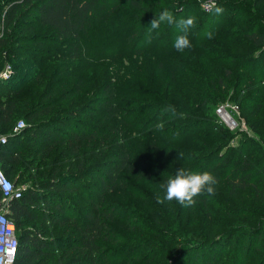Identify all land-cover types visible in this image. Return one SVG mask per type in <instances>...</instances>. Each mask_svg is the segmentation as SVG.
<instances>
[{"label": "trees", "instance_id": "trees-1", "mask_svg": "<svg viewBox=\"0 0 264 264\" xmlns=\"http://www.w3.org/2000/svg\"><path fill=\"white\" fill-rule=\"evenodd\" d=\"M206 1L209 0H0V67L11 63V71L0 74V135H5V143L0 146V169L15 187L24 186V178L28 177L23 167L34 170V176L30 175L31 183L18 198L8 202L6 215L14 224L17 239L14 264H107L112 251H123L124 264H264V224L244 230L238 228L239 225L230 221L236 215L220 208L223 216L219 217V212L209 208L214 206L213 196L206 193L196 197L193 206L186 207L187 213L180 211L175 200L167 201L164 220L152 214L142 198L133 199L128 188H125L128 194L125 201L135 204V211H127L123 219L118 211L120 207L106 199L126 185L118 180L119 175L129 183V180L149 181L165 192L163 185L169 177H174L173 171L180 168L178 165L167 168L171 160L182 164L192 161V166L197 168L195 171L211 172L217 183L225 182L230 195L247 187L255 192L260 190L255 183L263 179L259 174L264 172V153L260 152L254 161L246 160L244 152L237 150L228 173L214 174L217 168L228 164L226 154L211 156L217 146L213 144L217 140L211 131L226 126L217 116L223 126L205 124L195 129L205 140L213 137L210 146L188 141L190 134L187 133L193 121L173 124L180 134L171 136V140L187 151L196 152L195 155L186 151L178 154L179 150L163 152L156 145L167 138L166 130L170 127L166 123L159 129L157 125L175 117L164 109L172 106L176 113H198L213 99L204 90L222 96L221 89L229 84L236 87V96L244 93L255 100L254 111L259 112L262 119L252 128L264 131V24L256 22L254 13L241 9L242 3L212 0L213 6L203 10L201 4ZM247 3L255 5L257 12L264 10V0ZM114 5L123 16L119 25L123 29L126 23L127 35L118 34L120 38L111 42L106 36L109 33L104 34V31ZM195 7L201 15L188 35L191 48L183 52L174 48L176 38L183 34L176 24L165 23L162 28L152 30L149 37L150 21L158 18L162 11H170L179 21L187 19ZM217 9L222 11L217 12ZM229 10L234 11L229 25H240L247 19L250 22L241 25L242 28L222 29ZM240 11L242 16L236 17L235 13ZM207 33L212 34L211 39ZM149 38L155 39L151 46L146 43ZM102 46L106 52L111 49L113 53L117 48L115 53L126 60L123 53L128 50L151 51L158 56L155 66L159 74L162 65L167 64L163 78L156 85L147 82L148 87L134 91L137 96L151 97L152 104L150 100L134 101L120 110L118 85L112 75L100 83L88 81L84 86L90 73L86 69L96 65L90 62V56L100 53ZM18 57H25L37 69L34 82L43 81L37 98L31 91H21L16 75ZM65 59H76L67 71L63 68ZM52 60L54 66L43 78V69L52 64ZM221 61L229 64L214 68ZM73 69L85 71L78 74L70 87L58 90ZM61 72V77L53 78ZM107 73L108 69L103 71L104 76ZM182 73L196 75L200 80L190 82ZM187 83L194 88L172 90L173 84L179 87ZM3 93L8 96L2 97ZM69 98L66 104L56 106ZM77 99L79 102L75 103ZM230 99L232 103H239L234 97ZM147 111L151 113L143 115ZM19 113L22 118L15 121ZM91 116L95 120L84 119ZM18 120L23 121V126L12 131ZM134 124L137 134L146 135L144 151L138 155L132 151L130 143L135 142L139 147L143 138L133 141L126 132ZM24 153H29L33 159L22 160L20 155ZM182 168L185 169V165ZM257 175L260 179L251 182ZM193 208L200 211L199 231H188L185 226ZM133 215L142 218L141 225H134V219H128ZM34 220L49 228L32 226L30 222ZM152 224L169 230L171 235L161 234L162 230ZM62 227V233H54L56 228ZM234 237H239L240 242L228 251L229 241ZM126 238L127 244L115 248L107 245ZM140 239H148L146 247H143L146 241ZM161 242L169 249H164Z\"/></svg>", "mask_w": 264, "mask_h": 264}, {"label": "rangeland", "instance_id": "rangeland-1", "mask_svg": "<svg viewBox=\"0 0 264 264\" xmlns=\"http://www.w3.org/2000/svg\"><path fill=\"white\" fill-rule=\"evenodd\" d=\"M210 1V0H209ZM248 1L250 0H234V4H241L242 3V8L246 12H252L254 13V18L256 22L259 24H264V10H258L256 11V6H250L248 5ZM211 2L214 3V1L211 0ZM179 5V4H176ZM213 6V4H212ZM198 8V6H197ZM195 7V10L189 13V17H194L195 18V24L193 27H191L188 31V35L192 33L193 28L196 25V21L198 20L199 15H201V11ZM2 16V15H0ZM228 19L226 20V23L221 25L222 29H227V28H232V27H241L246 26L250 22L249 19L247 21H242L240 25H229L228 21L231 20L234 17V11H228ZM236 17L242 16V12L235 13ZM122 14L120 15V12L118 11V7L114 5L113 11L111 14V18L109 20V25L108 28L104 31V34H107L106 36H109L111 39V42L114 40H118L120 37L118 34H125L127 35L125 31L126 23L123 25V29L120 28V20L122 18ZM165 23L161 24V28L164 26ZM2 28V20L0 18V29ZM242 28V27H241ZM1 33V31H0ZM137 35V34H136ZM140 36V35H139ZM141 39V37H140ZM155 39H147L146 43H148V46L153 45ZM156 45V44H155ZM154 45V46H155ZM44 46H50V45H44ZM127 46V45H126ZM125 46V47H126ZM124 47V48H125ZM104 46H102V49H100V53H96L94 55L90 56V62L96 63L94 67H91L90 69H86L87 71H90V73H87L88 80L84 82V86L88 84V81L90 83L97 82L99 81L102 82L101 80H106L105 78H108V76L112 75V80L118 85L117 89V96L119 97V103L117 106L119 107L120 110H125L129 105H132L133 102H138V101H144V100H150V104H152L153 100L151 97H146V96H137L135 95L134 91L135 90H140V88L143 87H148V84H154L156 85L159 80H161L164 76L165 72V67L167 64L162 65V69H160V74L158 71H156V66L155 62L158 58V56L147 50H140L138 49L136 52H132L128 50V53H123L125 57L127 58L124 59V56L121 58L118 53H115L118 49L114 48V53L109 49L107 52L104 50ZM128 48V46H127ZM86 54L89 56L90 52L86 50ZM122 54V53H120ZM110 57L108 58V56ZM112 55V56H111ZM53 58V57H51ZM65 66L63 65V68L67 71V68L69 67V64L73 63L75 64L76 59H65ZM57 61V60H55ZM6 62V61H5ZM4 62V63H5ZM53 60L52 64H50L48 67H45L43 69L44 75L43 78L46 77L47 73L52 69V66H54ZM3 64V63H2ZM68 64V65H67ZM78 64V63H77ZM219 64H229L228 61H221L220 63H217V65L214 67L216 68ZM10 66V67H9ZM213 68V69H214ZM16 75H18L20 88L21 91L25 92H32V95L34 98H37L38 94L41 92L43 89V81L40 83L34 82L35 77H34V71L37 70L35 66L31 63V61H28L25 57H18L16 58ZM108 69L107 75H103V71ZM212 69V70H213ZM92 70V71H91ZM11 71V63L6 62V64L2 67H0V74L4 75L5 72ZM85 71V70H83ZM82 70H76L73 69V71H70L69 76L67 77V80L64 82V84L58 88V90H62L65 87H70L72 85V82L80 72H83ZM235 74H240L239 72H236ZM63 75V72L59 73L58 75H55L53 78H58ZM183 76H185L190 82H196L200 80V77H197L196 75H189L182 73ZM2 77V76H1ZM3 76L2 78H4ZM213 77V75H212ZM251 78H255L252 77ZM258 78V77H256ZM98 79V80H97ZM253 84V82H252ZM173 91L175 92L176 90H182V91H188L187 89L194 88L192 84H180L178 87V84H173ZM249 86V82L244 85V88L247 89ZM254 86V85H253ZM253 86L250 88L252 90ZM151 87V86H150ZM84 88V87H83ZM150 92V90H148ZM206 92L207 96H212V100L206 102L202 109L198 111V113H192V114H184L183 118H180L179 115H175L173 118L166 119L165 121L162 122V124H169L170 127L166 130L167 132V138H162V142L160 144H156L158 146V149L165 152V151H177L178 154L183 153V151L190 152L191 154L195 155L197 154L196 152L192 150H188L183 147L182 145L175 144L176 142H173L171 140V136H178L180 134L179 128H173V124H180L184 121H193V127L192 131H188L190 134L188 136V141H197L198 143H202L205 146H210L211 141L213 140V137L211 140H205V138L199 137L198 136V130H195L197 127H200L202 125L208 124H215V125H222L218 122L216 119L215 115V107L216 105L223 99L227 98L228 102L231 104H234L236 106L235 111L232 110L230 115L234 117L235 121L232 125L230 126H225L222 127V130H213L211 131V134H214L213 136L216 138L217 142H213V144H217L216 148H214L211 152V156H215L217 154L220 155H225L226 154V162L228 164L220 166V168H217V171L214 174H219L222 175L224 173H228V169L230 168L231 163L234 162V155L236 152L243 151V155L245 156L246 160H256L259 158V153H264V131L253 129L252 126H254L255 122L258 119H262V116L260 115L259 112L254 111V105L252 104L255 100H252L250 95L244 96V93L241 94V97L236 96V87L235 89L232 88V85H228L226 88L221 89V92L223 93L222 96H220L218 93L213 94L212 92H209L208 90H204ZM198 95V94H196ZM2 97L8 96V93L6 94H1ZM215 96V97H214ZM229 97V98H228ZM231 97H234L238 104L236 102L232 103ZM71 98L64 102L58 103L56 106H61L63 104H66L69 102ZM81 100V99H80ZM225 100L221 101L224 102ZM79 100L77 99L75 103H78ZM151 106V105H150ZM55 109V108H54ZM177 112V111H176ZM151 111H147L143 115L150 114ZM254 113V115H253ZM258 113V114H257ZM19 118H22V113H19L17 117H15V121ZM91 117H85L84 119H91ZM94 119V118H92ZM13 120V123L15 122ZM95 120V119H94ZM130 126V125H129ZM223 126V125H222ZM135 124L134 127L126 129V132L130 134V137L134 138L133 141H138V138L141 137L143 138L142 143H140L141 148L137 147L135 145V142L130 143V147L132 151L138 155L139 153L144 151V135L137 134L135 132ZM195 130V131H194ZM194 131V132H193ZM262 131V132H261ZM193 132V133H192ZM222 138V140H220ZM238 150V151H237ZM20 158L22 160L25 159H33V156H31L29 153H24L20 155ZM182 167V165H185V169L187 170H192L195 171L197 168L193 165L192 161L186 162L185 164L180 163L177 160H171L168 162V165L166 166L167 168H174L175 166ZM218 167V166H217ZM24 174L28 175V177L24 178V187H27L31 182L32 178L30 175L34 174V170L28 169L26 167H23ZM177 170H174L173 172L176 173ZM16 174V172H15ZM263 178L260 182L255 183V185L260 189L259 191H256L252 187H247L243 190H237L234 192V194H228L227 192V187L225 186V182L222 183H217L215 185V195L213 196L212 202L214 203V206L211 205L209 208L213 209L215 212H219V217L223 216V210L222 212L220 211L221 209H226L227 213L228 211L233 213V215L230 218V221H232L234 224H237L238 228H241L242 230L244 229H249V228H257L260 225L264 224V172L259 174ZM34 176V175H33ZM219 178H222V176H219ZM258 175L253 177V180L251 182H256L258 179ZM14 180V176L12 177ZM118 180H123L126 185H124L123 188H119L116 193L113 195H107L106 199L107 200H112L111 202H114L117 204L120 209L118 210L120 214L122 215L121 218L123 219L124 214L127 211H130L133 213L135 210V204L133 203H127L125 201V198L128 197V194L125 192V188L130 189L132 193V198L138 196L139 198H142L148 207V210L154 214L156 217H163V213L167 211V201L164 203H157L156 197L159 195L161 198L164 196L165 192L160 191L152 185L153 183L147 181V182H134L133 180L128 181L125 180L121 175H119ZM227 192V193H226ZM172 202V201H171ZM135 203V202H134ZM133 204V205H132ZM75 205H78V203H75ZM178 207L181 212L187 213L189 210L186 207L178 204ZM133 211V212H132ZM198 213H200L199 209L193 208L190 210L189 218L185 223V226L187 227V230H196L199 231L201 228V218H199ZM225 214V213H224ZM134 219L132 222H134V225H141L142 218H140L137 215L130 216L128 219ZM30 224L32 226L35 225H40V227L45 228L48 227V225H43L42 222L34 220L31 221ZM152 227H158L159 229L162 230L161 234H165L166 236H170V231L163 228L160 225H151ZM128 227V226H127ZM132 227V226H130ZM133 229V228H132ZM64 231V228H56L54 233H62ZM121 233H123L121 230H118ZM134 231V229L132 230ZM181 231V230H180ZM197 233V232H195ZM122 235V234H120ZM146 234L143 233V237ZM178 235V234H177ZM155 236V235H154ZM246 239V238H244ZM139 241H146V243L143 245V247H146L148 243V239H140ZM161 241V240H160ZM246 241V240H243ZM230 242V247L228 251L231 250L232 246L236 243H239V237L232 239L229 241ZM129 241L127 238L125 241H117L113 243H107L110 247H116L120 244H127ZM161 245L164 249H169V247L161 242ZM123 251L116 252L112 251L110 253V256L107 260V264H124L121 260V256L124 257V254H122ZM119 257V258H118ZM131 259V257H130ZM128 264H135L134 262L128 263Z\"/></svg>", "mask_w": 264, "mask_h": 264}, {"label": "clouds", "instance_id": "clouds-1", "mask_svg": "<svg viewBox=\"0 0 264 264\" xmlns=\"http://www.w3.org/2000/svg\"><path fill=\"white\" fill-rule=\"evenodd\" d=\"M222 11V9H217V12ZM162 23H167L168 25L176 24L182 31V35H179L175 42L174 48L183 52L185 49L191 48V42L188 38V31L195 24L194 17H188L187 19H181L176 21L173 14L164 10L160 15L155 17L150 21L149 26V37H151L152 30L158 29ZM209 39L212 38L211 33L206 34ZM165 112H171L173 115H179L180 118L184 117L183 113H176L174 107L168 106L164 109ZM157 128L162 129L163 124L157 125ZM217 180L215 176L208 171H192L180 167L174 177H169L166 183L163 185L165 188V194L161 198L159 195L156 197L157 203H164L165 201L175 200L177 203L184 207L193 206L196 203L195 198L207 194L209 196L215 195V185Z\"/></svg>", "mask_w": 264, "mask_h": 264}, {"label": "built area", "instance_id": "built-area-1", "mask_svg": "<svg viewBox=\"0 0 264 264\" xmlns=\"http://www.w3.org/2000/svg\"><path fill=\"white\" fill-rule=\"evenodd\" d=\"M213 2L206 1L201 4L203 10H208ZM236 106L225 100L219 102L215 107V114L220 122L226 126L234 123L235 119L229 112L235 111ZM23 126V121L18 120L12 131H16ZM5 143V135H0V146ZM24 186L15 187L14 184L0 169V264H14L17 248V239L14 224L7 217L8 202L12 198H18Z\"/></svg>", "mask_w": 264, "mask_h": 264}]
</instances>
